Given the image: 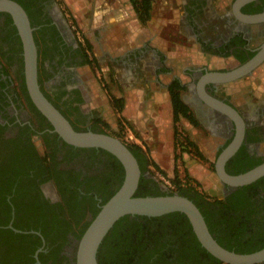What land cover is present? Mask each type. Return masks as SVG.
Instances as JSON below:
<instances>
[{"label": "flooded vegetation", "instance_id": "flooded-vegetation-1", "mask_svg": "<svg viewBox=\"0 0 264 264\" xmlns=\"http://www.w3.org/2000/svg\"><path fill=\"white\" fill-rule=\"evenodd\" d=\"M16 1L34 28L42 91L77 130L100 132V113L88 105L79 73L85 66L84 50L59 2ZM234 2L224 0L222 12L210 0L183 2L177 32L191 40L187 49H196L197 57L207 60L185 66L187 80L154 51L134 59L109 57L114 70L121 67L148 88L150 76L156 84L161 83V74L168 75L170 82L164 80L168 88L178 79L185 87L182 99L200 126L216 139L213 153L217 157L232 141L236 125L208 104L198 83L208 72L234 70L264 48V21L248 23L239 18ZM241 11L264 13V0H249ZM175 41L176 47L181 45ZM225 60L228 65L218 64ZM257 71L264 73V59L237 79L205 85L206 93L236 108L245 120V137L227 162L229 169L264 162V88L251 96L255 76L260 75ZM119 166L102 148L67 143L35 106L26 85L21 36L11 14L0 12V264H76L81 235L94 211L119 186ZM145 177L154 178L149 171ZM252 183L253 187L232 186L219 178L214 193L198 200L214 235L232 250L247 251L264 240V176ZM119 221L116 234L130 233V241L126 246H118L115 236L109 241L102 252L109 264H226L202 246L182 212L127 216Z\"/></svg>", "mask_w": 264, "mask_h": 264}, {"label": "water", "instance_id": "water-1", "mask_svg": "<svg viewBox=\"0 0 264 264\" xmlns=\"http://www.w3.org/2000/svg\"><path fill=\"white\" fill-rule=\"evenodd\" d=\"M249 0H235V14L248 23L264 21V13L244 14L242 6ZM0 12L11 14L23 43L24 70L29 95L35 106L50 121L55 131L67 143L76 147L102 148L113 154L123 165L124 180L117 191L102 204L99 212L82 234L76 255V264H99L98 251L114 225L126 216L157 217L173 212L184 213L202 246L226 264H260L264 262V247L251 252L239 253L221 245L206 222L198 205L180 193L161 195H137L142 169L137 156L119 137L107 132L77 130L69 119L42 91L39 83V52L34 37V28L24 7L16 0H0ZM264 59V48L251 60L232 71H211L202 76L199 91L208 104L228 115L236 125L232 141L221 151L215 162V170L222 182L232 186L250 184L264 176V162L239 174H230L226 165L236 153L245 137V120L230 104L206 93L207 83H219L237 79L250 73Z\"/></svg>", "mask_w": 264, "mask_h": 264}, {"label": "rangeland", "instance_id": "rangeland-1", "mask_svg": "<svg viewBox=\"0 0 264 264\" xmlns=\"http://www.w3.org/2000/svg\"><path fill=\"white\" fill-rule=\"evenodd\" d=\"M57 1L65 12L66 17L84 50L85 66L79 68L80 76L86 80H92L95 78L97 81H100L93 84L94 92L97 96H99V98H107L106 96H110L105 90V88L108 87H104L102 83L105 84L106 79L110 78V76L113 78L115 72L112 71L113 69L111 67L109 72L106 69L105 72H103L101 66H99L98 61L100 60V50L94 42V36L96 35L101 37L103 48L106 47L107 43L110 45L115 44L114 47H117L120 46L121 43L127 42L131 37L132 27L135 31L144 27L151 32H155L154 35L151 33L153 37L149 40L154 42L156 41L159 44L161 43L163 46H170L171 44L174 45V42H176L175 39H178L180 44L185 48L183 47V49L181 45L178 47L174 45V64L172 67H175V72L182 76L183 80L188 79V76L183 74L185 66L199 64L204 61L207 62V60H203V58H201L202 56L197 57L196 49H193L192 47L187 49L186 46L190 47L189 44L191 43V40H188L186 36L177 32L180 30L181 19L183 18V2L185 0H155L154 7L156 10L152 11V17L147 24H142L140 20L137 21L135 19L136 15L132 12L129 16L125 15L124 17L118 19V21H115V26L111 23V33L102 29L100 32L94 23L95 18L93 19L92 15L98 8V0ZM107 6L108 3H106V1L99 4L100 9L103 7L106 9ZM102 19L104 24H109L107 22V17L103 16ZM105 26L106 25H104V27ZM87 40L91 43L90 49L88 48ZM215 59L217 58H212L213 61H216ZM218 64L226 66L229 63L225 60L219 61ZM257 72L260 73V75L255 76L256 84H253L254 92L251 93V96L258 95L264 88V73L261 71ZM161 77L165 81L170 79L169 76H167L168 78H165L166 76L164 74H161ZM109 100L111 101L110 97ZM99 107L100 106L93 107V109L98 111ZM107 107L111 109L110 106ZM107 107L103 106L102 110H108ZM115 110L116 109L113 111ZM114 113L115 114L112 113L113 119L110 120L111 122H109V126H106L105 124L100 125L103 130L112 135H115L120 128L118 126V130L115 129L117 128V118L119 117L116 111ZM119 119H121V117ZM123 126L125 128L127 125L123 123ZM120 131L122 133L121 137H119L121 140L128 144L136 143L128 137V130L125 131V129L120 128ZM186 136L196 143L205 158L202 159L199 157L196 154L195 149L192 147L187 148L189 151L186 149L183 150L184 146H180V144L178 145L174 136V156H172V154H168V156L165 155L164 159L159 161V163L157 162L161 170H157L151 166V169L154 171L153 177L158 180L160 184L159 186L163 191L178 193L180 187L187 188L191 184L211 196L210 194L214 193L213 186H217L219 184V178L215 171L217 154L213 153L215 152L213 147L215 146L214 143L216 139L212 137L208 130L203 129L201 126L196 127L187 120L182 119L178 123L177 137L181 141L185 140ZM174 180H180V185L176 184Z\"/></svg>", "mask_w": 264, "mask_h": 264}, {"label": "crops", "instance_id": "crops-1", "mask_svg": "<svg viewBox=\"0 0 264 264\" xmlns=\"http://www.w3.org/2000/svg\"><path fill=\"white\" fill-rule=\"evenodd\" d=\"M106 1L108 6L100 9L99 4ZM224 0H210V5L216 8L218 11L222 12L224 6H222ZM97 10L93 13L94 23L97 29H101L111 33V23L115 26V21L124 17L125 15H130L134 13L136 15V20L139 21L136 11L130 0H98ZM155 6V0L154 5ZM153 10H156L154 7ZM103 16L107 17L109 24H104ZM162 23V21L160 20ZM140 23V22H139ZM104 25H106L104 27ZM131 25V24H130ZM132 34L127 42H123L120 46L114 47V45L106 44L103 48L102 40L99 35L94 36V42L96 43L99 51L100 63L102 71L105 69L109 72L110 67L113 69L112 64L109 59L110 55L114 58L126 57L134 59L136 55L140 53H148L154 51L156 55L160 58H166V64L172 66L174 64V45L163 46L161 43L149 40L154 35L155 32H151L147 28L142 27L140 30L135 31L133 27L131 28ZM152 33V34H151ZM150 35V36H149ZM156 35V34H155ZM162 47V48H161ZM153 48V50H151ZM105 54L108 56L106 57ZM147 56V54H146ZM138 57V56H137ZM217 61V59H215ZM117 70H112L115 72L113 78L106 79V83H102L105 90L110 96L99 98L94 92L93 84L97 81L95 78L92 80H86L81 77L83 88L88 97V105L90 108L99 107L98 112L100 113L99 118L107 123L108 125L113 119V114L116 111L118 114L117 118V128L120 123L123 122L127 126L124 128L125 131L128 130V137L140 144L146 151L149 158L155 162L164 159L165 155L172 154L174 156V111L172 107L171 94L167 86H165V81L159 76L160 82L154 83V76H150L148 79L152 82L151 88H148L146 83H142L139 78L135 77L133 74H126L120 67ZM165 75V74H164ZM106 76V75H105ZM168 78V75H165ZM170 78V77H169ZM170 80V79H169ZM168 80L167 83L170 81ZM166 83V84H167ZM98 87V85H97ZM109 97L111 101L109 100ZM122 98L124 102L123 109L118 111L112 98ZM103 106H110L111 109L107 107L106 110H102ZM116 109L115 111H113ZM113 113V114H112ZM120 129V128H119Z\"/></svg>", "mask_w": 264, "mask_h": 264}, {"label": "trees", "instance_id": "trees-1", "mask_svg": "<svg viewBox=\"0 0 264 264\" xmlns=\"http://www.w3.org/2000/svg\"><path fill=\"white\" fill-rule=\"evenodd\" d=\"M135 11L137 14L138 19L140 20V22L142 24H147L149 22V20L152 17V11H153V5H154V0H130ZM87 44H88V48H91V43L87 40ZM97 61V60H96ZM185 89V87L181 84V82L177 79L175 80L169 87L170 90V94H171V101H172V107H173V111H174V136L176 138V143H178V145L180 144V146H184L183 150L186 149L187 151H189V149L187 148H194L196 151V154L201 157L202 159L205 158V156H203V154L200 152L198 146L196 145V143L194 141H192L189 137H185V140H179V138L177 137V132H178V123L182 120L185 119L188 122L192 123L193 125L196 126H200V122L198 121V119L195 117L192 109L189 107V105L182 99L181 93L182 91ZM112 101L114 102L116 108L118 109V111H121L123 109L124 106V102L122 100V98H116L113 97ZM97 121L100 124H105L106 126H109L107 123L103 122L100 118L97 119ZM120 128L124 129L123 126V122L120 123ZM100 132H106L105 130L101 129ZM121 131L119 129L118 132H116L115 136L121 137ZM125 142V141H124ZM180 142V143H179ZM126 143V142H125ZM128 144V143H126ZM128 146L131 148V150L134 152V154L137 156L141 169H142V177H141V181H140V185L139 188L137 190V195L139 196H146V195H161V194H167V193H175V192H167V191H163L160 186H159V182L158 180L151 178V179H147L145 177V173L147 171H149L152 175H154V171L151 169V166H153L154 168H156L157 170H161L159 164L157 162H155L154 160H152L151 158L148 157L146 151L144 150V148L138 144V143H132V144H128ZM108 152V151H106ZM109 153V152H108ZM111 154V153H110ZM113 155V154H112ZM114 156V155H113ZM115 157V156H114ZM116 158V157H115ZM116 161L120 164L119 168H117V173H116V180L119 181V186L111 192V194L105 198L104 203L117 191V189L121 186L123 180H124V176H125V170L124 167L122 165V163L116 158ZM262 161H259V163H261ZM257 164H251L250 167H243V168H238V169H229L228 165L226 167L227 171L230 174H239V173H243L253 167H255ZM117 164V163H116ZM188 177V176H187ZM189 179V177H188ZM156 180V181H155ZM152 181L154 183V185H149V182ZM176 184L180 185V180L176 181L174 180ZM255 185V183L249 184L246 187H253ZM180 194L186 195L189 198H191L198 206H200V204H198V200L199 198H206L208 197V194L206 192H203L201 190H199L196 186L193 185H189L187 188H179V192ZM218 203L224 204L225 202L223 200H218ZM227 205V204H225ZM101 208V207H100ZM100 208H97L94 211V216L93 218L96 216V214L99 212ZM204 216L205 213L203 212ZM186 216V215H185ZM127 217V216H126ZM140 217V216H139ZM187 217V216H186ZM93 218L91 219V221L93 220ZM188 219V217H187ZM207 223L209 222V219L207 217H205ZM90 221V222H91ZM90 222L88 223V225L90 224ZM120 224V221L118 223L115 224V226L112 228V230L109 232V234L105 237L104 241L102 242L99 251H98V262L99 264H109L106 262V260H103V256H102V252L105 246H108L109 241L112 240V238H114L115 236V240L118 246L120 245H125L126 246V241L129 242L130 241V233H125V234H116V229L118 227V225ZM87 225V226H88ZM209 225V229L212 232V234L214 235V230L211 227V225L208 223ZM87 228V227H86ZM82 236V235H81ZM215 236V235H214ZM215 238L218 240V242L225 246L228 249H231V246H227L223 244V241L221 240L220 237L215 236ZM264 239V238H263ZM131 243V242H130ZM264 247V240H260L258 242V244H253L251 246H249V248L247 249V251H243L241 248H236L234 249L236 252L239 253H251L254 251H257L261 248ZM232 250V249H231ZM130 260V258H129Z\"/></svg>", "mask_w": 264, "mask_h": 264}]
</instances>
